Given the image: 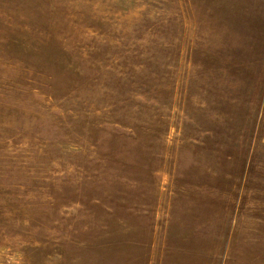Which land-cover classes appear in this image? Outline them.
<instances>
[{
    "label": "rangeland",
    "instance_id": "obj_1",
    "mask_svg": "<svg viewBox=\"0 0 264 264\" xmlns=\"http://www.w3.org/2000/svg\"><path fill=\"white\" fill-rule=\"evenodd\" d=\"M0 264H264V0H0Z\"/></svg>",
    "mask_w": 264,
    "mask_h": 264
}]
</instances>
